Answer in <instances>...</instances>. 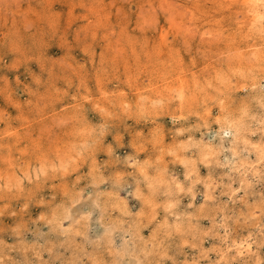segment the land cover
Listing matches in <instances>:
<instances>
[{
	"label": "rangeland",
	"instance_id": "1",
	"mask_svg": "<svg viewBox=\"0 0 264 264\" xmlns=\"http://www.w3.org/2000/svg\"><path fill=\"white\" fill-rule=\"evenodd\" d=\"M0 264H264V0H0Z\"/></svg>",
	"mask_w": 264,
	"mask_h": 264
}]
</instances>
